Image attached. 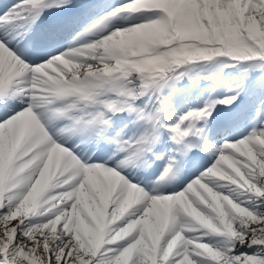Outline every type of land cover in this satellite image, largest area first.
<instances>
[{"label": "snow or ice", "instance_id": "snow-or-ice-1", "mask_svg": "<svg viewBox=\"0 0 264 264\" xmlns=\"http://www.w3.org/2000/svg\"><path fill=\"white\" fill-rule=\"evenodd\" d=\"M6 3L0 264H264V0Z\"/></svg>", "mask_w": 264, "mask_h": 264}]
</instances>
